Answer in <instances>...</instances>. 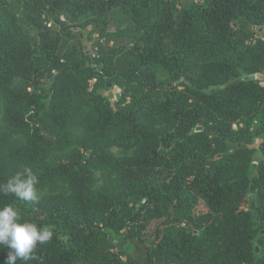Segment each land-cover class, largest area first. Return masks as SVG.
<instances>
[{
	"label": "trees",
	"instance_id": "16d2710c",
	"mask_svg": "<svg viewBox=\"0 0 264 264\" xmlns=\"http://www.w3.org/2000/svg\"><path fill=\"white\" fill-rule=\"evenodd\" d=\"M262 30L264 0H0V182L31 167L47 219L0 206L54 231L29 264H264Z\"/></svg>",
	"mask_w": 264,
	"mask_h": 264
},
{
	"label": "clouds",
	"instance_id": "9594fccd",
	"mask_svg": "<svg viewBox=\"0 0 264 264\" xmlns=\"http://www.w3.org/2000/svg\"><path fill=\"white\" fill-rule=\"evenodd\" d=\"M38 176L31 167L24 166L0 182V196H12L15 200L36 204L39 202ZM51 225H38L22 220L13 204L0 206V264H29L39 259L37 250L53 238Z\"/></svg>",
	"mask_w": 264,
	"mask_h": 264
},
{
	"label": "rangeland",
	"instance_id": "374dc122",
	"mask_svg": "<svg viewBox=\"0 0 264 264\" xmlns=\"http://www.w3.org/2000/svg\"><path fill=\"white\" fill-rule=\"evenodd\" d=\"M7 2L10 0H6ZM192 0H177L178 5L180 6L181 3L183 2H187L189 3ZM196 2H199V0H194ZM255 37H264V30L260 31L258 34L255 35ZM88 46H91V43L88 44ZM36 53L39 54L41 52L40 48H36L35 49ZM154 69V67H147L145 68V70H152ZM258 84H263L264 82V77L263 76H258ZM120 89L118 88H111V86L109 85V91L106 92V97L108 99L111 98V100L114 102L117 100L118 98V94L120 93ZM244 129L245 128V122L243 121V119L237 123V125H235L233 127V134L232 137L235 138V133L237 132L238 129ZM249 131L253 132L252 134L253 137L250 138V145L253 147H258L260 142H261V134L264 132V113H261L259 115H257L254 119V122L251 124V126H249ZM112 152L114 154H118L117 149H112ZM261 161L260 156H256L255 158V162L259 163ZM49 190H47L46 195L47 197L52 196V194H57V191H52L49 194ZM251 200V196L248 193L244 194V201L242 204V209L247 210L249 203ZM17 206L20 210H22L24 213L35 217V218H39V219H47L45 213L43 212V210L40 208H38L35 204H31L29 202H24V201H19L17 200ZM195 214L197 216H201V215H205L209 212L208 207L206 206L205 202L200 200L197 202V204L195 205V210H194ZM49 220V219H48Z\"/></svg>",
	"mask_w": 264,
	"mask_h": 264
},
{
	"label": "water",
	"instance_id": "95a60500",
	"mask_svg": "<svg viewBox=\"0 0 264 264\" xmlns=\"http://www.w3.org/2000/svg\"><path fill=\"white\" fill-rule=\"evenodd\" d=\"M245 79H246V80H253V79H254V76H247ZM177 83H179V81H178ZM196 130H197V131H200L201 128L198 127V128H196ZM256 250H257V249H256Z\"/></svg>",
	"mask_w": 264,
	"mask_h": 264
},
{
	"label": "flooded vegetation",
	"instance_id": "af4514ba",
	"mask_svg": "<svg viewBox=\"0 0 264 264\" xmlns=\"http://www.w3.org/2000/svg\"><path fill=\"white\" fill-rule=\"evenodd\" d=\"M252 81V80H251ZM253 81H258V75H254V79H253ZM257 84H258V82H257ZM259 86H261V87H264V82H263V85H260L259 84Z\"/></svg>",
	"mask_w": 264,
	"mask_h": 264
},
{
	"label": "built area",
	"instance_id": "2783aa9c",
	"mask_svg": "<svg viewBox=\"0 0 264 264\" xmlns=\"http://www.w3.org/2000/svg\"><path fill=\"white\" fill-rule=\"evenodd\" d=\"M260 85H263V84H260Z\"/></svg>",
	"mask_w": 264,
	"mask_h": 264
}]
</instances>
